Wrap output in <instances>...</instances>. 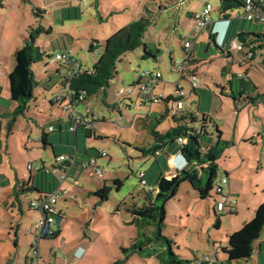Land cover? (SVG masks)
<instances>
[{
	"label": "rangeland",
	"instance_id": "1",
	"mask_svg": "<svg viewBox=\"0 0 264 264\" xmlns=\"http://www.w3.org/2000/svg\"><path fill=\"white\" fill-rule=\"evenodd\" d=\"M206 2L213 4V17L217 19L221 0H88L85 7L75 0H0V85L4 86L0 91V104L7 106L11 103L7 99V81L2 75L5 74V66L10 68V63L15 62L13 42L17 37L22 42V33L27 34L26 28L32 23H36L34 27L42 25L53 29L52 33H42L37 39L45 58L33 66L37 81L35 97L29 102V109L17 116L12 131H8L5 125L1 134L6 155L1 168L11 179L15 178L16 172L20 177L26 173L24 179L28 180V164L33 165V174L45 165L50 181L56 179L59 186L62 169L60 165L54 168L56 155L74 156L76 150L79 153L78 163L69 178L61 183L67 195L66 199H58L57 207L65 213V218L59 221L56 218L53 225V229L59 232L56 238L42 239L39 264L58 262L59 259L51 255V247H59L62 240L68 243L76 236L91 238L93 242V250L85 264H113L118 261L121 263L117 264H160L157 253L163 251L165 245L157 238L159 219L150 220L137 238L138 225L133 222L131 210L148 203L147 191L155 199V192L140 182V172L147 171L150 177L156 174L154 180L147 176L148 182L155 186L162 172L157 162L154 165L155 154L144 155L141 148L149 147L155 141L147 125L159 112L165 111L166 106L163 102L153 103L150 109V104H142L138 95L139 85L132 82L143 70L159 71L162 77L155 86V94L177 99L176 84L180 76L177 66L186 59L183 45L187 40H196L192 53L196 61L185 64V77L180 80L185 95L181 98L184 104L179 118L184 113L188 117L187 111L196 115V120L186 118L183 121L190 131L200 135L201 149L216 143L219 137L217 128L222 131L223 141L216 159L218 173L210 196L203 199L190 181L182 182L176 195L165 203L166 215L161 223V233L172 241L173 251L183 258L193 259L196 252L201 260L214 263L264 264V252L260 257L258 245L264 236V228L250 258L228 261L223 251L228 246V233L240 229L264 201V118L253 110L252 104L247 105V100L240 98L243 84L240 78L233 81L235 92H231L233 74L239 70L246 72L251 65L252 79L247 91L253 95L259 91L264 93L263 59L257 54L255 59L247 62L244 59L240 65L239 52L225 48L232 55L223 53L208 32L199 34L194 13ZM69 12L71 16H68ZM231 13L243 16L244 9L238 6ZM143 15L151 20L144 40L157 56H145L143 46L128 52L117 62V74L106 93L100 92L86 104L78 105L82 111L87 108L85 105H89L101 118L95 125V135L88 136L83 126L78 128L77 141L75 132L67 128L49 131V125L65 117L62 105L66 101L59 98L63 89L58 82L65 67L56 61L49 62L48 56L71 49L82 69L92 68L104 49L106 38ZM23 21H26L24 30ZM236 25L246 31H263V25L241 18L236 19ZM46 71L50 72L51 81L47 80L49 75ZM192 73L196 75L195 85L191 83ZM127 87L133 90L130 96L118 94ZM234 96L238 99L235 100ZM239 100L242 104L238 103ZM173 101L169 100V103ZM147 113H150L149 118H145ZM167 114L156 125L160 133L176 126L172 115ZM204 115L208 118L205 123ZM7 117H12L11 112ZM248 129L250 131L247 132ZM43 130L49 132L52 139L46 146L41 141ZM185 137L189 140V135ZM174 143L182 146L178 140L169 142V145ZM87 148L96 155L103 150L107 153V156L98 157V164L105 170L101 178L91 168H82V160L90 158L85 153ZM5 151L10 153V158ZM9 159L13 168H10ZM198 167L194 161L187 169ZM228 173L223 191L224 196L236 200L235 213L215 209L216 201L221 199L216 195V184ZM74 179L78 180L77 185L73 183ZM115 179L122 181L119 189ZM104 185L110 186L111 190L109 198L101 201L90 191ZM10 195L9 198L6 194L0 201V264H25L32 257L30 245L33 234L30 228L39 216L30 203L38 195L36 191H20L19 203L15 189L10 190ZM155 203L160 204L161 201L155 200ZM218 219L219 226L216 225ZM135 242L141 243L136 249L133 248ZM124 247L131 250L124 254Z\"/></svg>",
	"mask_w": 264,
	"mask_h": 264
},
{
	"label": "trees",
	"instance_id": "2",
	"mask_svg": "<svg viewBox=\"0 0 264 264\" xmlns=\"http://www.w3.org/2000/svg\"><path fill=\"white\" fill-rule=\"evenodd\" d=\"M243 4L244 0H221L219 14H223L225 18L230 19L229 31L227 33L225 43L227 44L230 39L237 37L238 40L244 42L248 50L251 45L255 47H263L264 33L246 30H241L237 34L235 33L236 18H234L231 12L233 8H236L238 6L243 7ZM257 4H259L260 7L264 9V1L258 2L257 0ZM150 25V18L146 15H143L113 32L106 38L104 42V49L99 58L94 62L92 68L82 69L81 63H79L76 58V63H79V67L77 69H74V64H61L65 67V70L72 69L75 71L73 76L67 82H64L65 87L71 94V101L73 104H75V100L78 96H83V101H87L92 96L100 92L106 93V89L109 87L112 79L117 74V62L128 52L135 51L137 48L143 46L145 56H157L148 48V44L144 40L145 34ZM34 26H31L28 29L24 44L15 51V66L14 69L9 73V99L15 104V106L11 111L12 117L8 118V121L6 123L8 131H12L13 124L16 121L17 116L24 114L29 109V102L35 97V87L37 85V81L33 66L35 63L42 61L45 58V52L37 44V39L42 33L50 34L53 31L52 27L45 28L42 25H38L36 27ZM210 36H213V34H210ZM91 48H95L93 44L91 45ZM220 50L223 53L229 54L230 56L232 55L231 51L229 50L226 51L224 50V48H220ZM237 52L241 54L244 60L245 54L242 51ZM51 57L52 55L48 56L49 62H51ZM250 60H246V62ZM224 69L225 67L223 68V70ZM236 73L237 74H233L231 82L233 84V81L238 78L243 81L239 94L241 95L240 98L242 99V101L247 100L248 103H253L257 99L264 98L263 92H257L256 95H253L252 92L248 93V83L252 78L248 77L246 72L241 71ZM142 80L143 77L136 78L132 82V84H140ZM61 82L63 83L62 76ZM231 90L233 94L235 91L232 88ZM171 98L165 99L163 102L166 106L165 111H161L160 113H158L153 121H151L147 125L150 132L153 134L155 141L149 147H142L141 151L144 155L148 153L158 154L170 147L169 142L178 140V137L181 135H189L188 144L182 145L180 147V152L186 158L187 164L194 163V161H196L199 167L198 169L196 168L194 170L183 168L171 178H167L166 176L161 174L157 184L158 191L157 193H155V199H152L149 196V191H147L149 198L148 203H145L140 208L132 209L131 212L134 215L133 222L138 225L137 238L140 237V235L143 233L145 225L149 224L150 220L159 219L160 227L158 228L157 238L161 239L165 245L164 250L157 253L160 264H188L192 259L183 258L176 254L173 251L172 241L161 233V223H163L166 215L165 203L176 195L180 184L184 181H190L193 187L198 191L201 198L204 199L210 196L211 190L213 188V183L218 173V164L216 163V159L221 153V142L223 140H221L222 131L217 128L219 137L216 143L206 145V147L204 146V149H201L202 144L200 141V135L196 131H190V128L187 125L177 124L165 133H160L158 130H156V125L159 124L161 120L168 115L167 113H169L166 103L169 102V100L173 99ZM234 99L237 100L238 96H234ZM51 103H53V101H51ZM172 117L176 122L178 121L179 117ZM207 119V116L204 115L203 122L205 123ZM192 120H196V117L192 116ZM54 125L56 129L58 128L61 131L64 130L63 128L65 125V128L68 129L69 122H63V120L60 119ZM79 127L80 126H78L77 130L74 131L75 134H77ZM1 129L2 120L0 119V134ZM85 129L88 136L92 134L95 135L94 128L85 127ZM48 135L49 132L45 130L42 131L41 141L44 146L49 144ZM89 150L90 148H88L85 153L90 155V157L96 156L95 153H90ZM58 156L59 155H56V158ZM66 163L67 165H69V161ZM58 165L59 163L57 162V164L54 165V168ZM47 171L48 169L45 168V165L38 168L37 173L31 176V180L34 181L31 182V184L25 180L18 181L14 188L17 194L16 198L19 199L20 191H36L45 195L56 190L58 187V183L56 182L57 180L54 179L50 181ZM4 181L5 180H3V182ZM114 183L117 185V189H119L122 185V181L120 179H115ZM110 190V186L104 185L96 189L92 193L97 195L101 201H105L109 198ZM155 200H159L161 201V203L156 204ZM144 222L146 223L144 224ZM219 224L220 219H218L216 225L219 226ZM263 228L264 201L255 208L253 217L250 220L245 221L240 229L228 233V246L223 248V251L228 257V261L250 258L254 252L255 243L261 237ZM58 234L59 232H55L49 237L56 238ZM139 244L141 243L135 242V246L133 248H138ZM130 250L131 249H128L126 247L122 248L124 254H127ZM194 256L195 257L193 259L197 257L196 252H194ZM221 262L226 264L224 261ZM117 263H121V261L113 264ZM25 264H29L28 259L26 260ZM203 264L208 263L203 262Z\"/></svg>",
	"mask_w": 264,
	"mask_h": 264
},
{
	"label": "built area",
	"instance_id": "3",
	"mask_svg": "<svg viewBox=\"0 0 264 264\" xmlns=\"http://www.w3.org/2000/svg\"><path fill=\"white\" fill-rule=\"evenodd\" d=\"M77 2H80L83 7H85L88 4V0H75ZM264 0H258V2H262ZM213 4L211 2H206L204 7L200 10H197L194 13V19L196 21V29L199 31V34L208 31L209 34H213L218 36V33L220 32L219 24L225 23L226 25L230 24V19H227L224 17L223 14H220L217 19H214L213 17ZM244 14L243 16L237 14L234 16V18L238 19L241 18L243 20H247L250 22L258 23L260 25H263V31L264 33V9L260 7L259 4H257V0H244L243 4ZM241 30L240 28H236L235 33H239ZM245 31V30H243ZM235 34V36H236ZM225 40L216 41V45L219 48H228L229 50H236V51H242L245 55L244 58L246 60L255 59L256 55L262 57L263 64H264V46H253L251 45L249 50L246 48V45L243 41H240L237 39V37L230 39L228 43H225ZM196 44V40H187L184 42V51L186 53V59L178 64V71L180 73L179 80L177 81L176 88L178 91V98L172 99L173 103L170 104L169 102L166 103L169 113L172 116L179 117L180 115V109L183 108L184 102L182 101V97L185 95L182 85L180 84V80L185 77V64L188 63L190 60L193 59V50L194 46ZM264 44V43H263ZM226 45V46H225ZM51 62H59L60 64H74V69H77L79 67V63H76L75 57L72 54V50H60L58 52H55L52 54ZM76 63V64H75ZM74 70L67 69L62 73V81L67 82L74 74ZM143 77V80L139 85L138 88V95L141 97L142 104H150L153 103H161L164 102L165 99L161 95L155 94V86L159 80H161L162 74L159 71L154 70H143L140 74H137V78ZM192 79L191 83L195 85V82L193 80L196 79V75L192 74L190 76ZM133 93V90L130 87H127V89H123L118 91V94L121 96H130V94ZM61 100H65L66 103L62 105V109L64 112H66V119L69 122L68 129L71 131H76L78 126H84L89 128H95L96 121H99V116L95 114L92 110V108L89 105L87 108H85V111L79 110L77 108L78 105H84L86 104V101H83V96H78L75 100V104L71 101V94L68 92L67 88L65 87L61 96L59 97ZM81 101V102H80ZM56 129L55 125H49L48 130L54 131ZM178 142L182 145L188 144L189 140L187 137L181 135L178 137ZM181 156L183 154L179 153ZM101 156H107L106 151H101L96 156H91L87 160H82L81 165L82 168L88 169L91 168L96 175L101 178L103 174L105 173V170L103 167H101L98 164V157ZM57 162L60 165V168L62 169L61 173V183L63 181H66L69 176L71 170L76 166L78 163V157L73 156H67L65 154L59 155L56 158ZM69 161V165H67L66 162ZM29 170L32 169V165L28 164ZM145 173L140 172V182L143 185H148V189L150 191H154L157 193L158 188L157 186H154L147 182L144 178ZM228 182V176H223L220 181L216 184V195L221 196V199L216 201L215 209L220 210L221 212H228V213H235L237 211V202L235 199H231L229 197L224 196V185ZM60 185L57 187L56 190H54L52 193H47L45 195H42L41 197L34 199L30 203V207L37 211L38 218L35 221V224L33 227L30 228V231L33 234V239L31 241L30 249L32 257L28 258L29 264H39L40 261V248H41V241L42 239L49 237L50 235L54 234L56 231L53 229V225L56 223V218H58V221L64 218L65 213L60 210L57 207L58 199L62 197H66L67 191L63 190L62 186ZM75 185L78 184V180L74 179L73 182ZM51 255L54 257L56 256V250L51 248ZM203 262H207L208 264H224L221 261H217V263H214L212 261L208 260H201L198 256L195 259H192L188 264H203Z\"/></svg>",
	"mask_w": 264,
	"mask_h": 264
},
{
	"label": "crops",
	"instance_id": "4",
	"mask_svg": "<svg viewBox=\"0 0 264 264\" xmlns=\"http://www.w3.org/2000/svg\"><path fill=\"white\" fill-rule=\"evenodd\" d=\"M2 6H3V3L1 4V7ZM63 9H65V8H63ZM71 15L72 14L69 12V15L68 16H71ZM25 17H27V16H25ZM25 22L26 21H23L22 27H23V25H24ZM34 25H36V23H32V24L28 25V27L26 28V33H27L28 29L31 26H34ZM224 26H225V23L219 24V28L221 30L223 29ZM235 26H236L235 27V31H236V28L238 29V26L236 25V23H235ZM24 27H23V30H24ZM230 27H231V25H230ZM240 29H243V28H240ZM206 32H208V31H206ZM22 34H23L22 36L24 37V39L22 40V42H21L20 38L17 37V39L12 44V50H13V53L12 54H13V56H14L15 51L24 44L25 37L27 36V34H25V33H22ZM210 38L212 39V41L214 42V44H216V41L219 40L216 35L210 36ZM14 59H15V57H14ZM240 59L241 60H239V64L242 65L243 57L241 56V54H240ZM194 61H196V60H195V58L193 56V59L191 61H189L188 63L194 62ZM10 66H11L10 68H8V66H5L6 67L5 68V74L2 75L3 77L6 78V81H7L6 82V88L8 90H9V73L14 69L15 62H13V63L11 62L10 63ZM239 72H241V71L239 70ZM250 72H251V67L248 66L246 68V73H247L248 77L251 78ZM47 73H48V75L50 74L49 71H46V74ZM61 74L62 73L59 74L60 76H59L58 82L61 85L62 89L64 90L65 84H64V82L63 83L61 82ZM192 74H195V73H192ZM135 77L137 78V75ZM47 80L48 81H51L52 80L51 75L48 76V79ZM0 87H1V89L4 88V86H2V85H0ZM223 87L225 88V86H223ZM231 88L234 89L233 84L231 85ZM222 91H224V89H222ZM225 92H226V94H228L227 91H225ZM259 92L261 93V91H259ZM9 94H10V90L8 91V94L7 95H9ZM0 96H1V94H0ZM7 99H9V98L7 97ZM238 103L239 104H242V101L239 100ZM248 104H252L253 105L252 106L253 110L256 113H258L259 116H262V118H264V98L257 99L255 102H253V103H247V105ZM14 106H15V104L12 101L7 106L0 104V119L2 120L1 134L5 131V129H4L5 128V125H6L5 123L7 122L6 121V118L8 120L7 114L12 111V109L14 108ZM79 107H80V105H79ZM77 108H78V106H77ZM149 108L151 109V105L149 106ZM150 109H149V111H150ZM64 113H65V117H62L61 120H63V122H66L67 121V119H66V112H64ZM186 113L188 114V117L184 113L181 118H178V121L176 122V125L177 124L186 125L183 120H186V118L192 119V116H195L196 117V115H192L190 111H187ZM149 116H150V113L145 114V118H148ZM100 120H101V118L99 117V121ZM97 122L98 121H96V123ZM65 126H64L63 129H65ZM61 131H63V130H61ZM248 131H250V129H248L247 132ZM1 134H0V201L2 199H4V197H6V194L10 198L11 197L10 190H12V188L13 189L15 188V185L17 184L18 181H22V180L24 181L25 180L24 177L26 176V173H24V176L23 177H20V175L15 172V178L11 179V177L9 175H5L6 172L1 168L2 167V164L4 163V158L6 157V155L3 153L4 143L2 141ZM77 134H78V132H77ZM77 134H75L76 141H77ZM41 135H42V133H41ZM253 136L254 135H252L251 137H253ZM222 137H223V135H222ZM248 138H250V137H248ZM48 140H49V142L52 140L50 135H48ZM211 144H213V143H211ZM75 145H76V147H78L77 143ZM8 150H10V148ZM89 152L91 153L90 150H89ZM5 153L10 158V153L8 151H5ZM179 153H180V147H178L176 144L175 145H170V147H168L165 151H161L160 153H158V154L156 153L155 154L156 157H155L154 165L157 162L158 165L160 166V170L162 172L161 174H163L167 178H171L172 176H174L181 169H183V168H186L187 169L188 167H190V165H192V163H190V164H187L186 163V165H185V161H184V159L182 158V156ZM62 154H64V153H59V155H62ZM78 154H79L78 153V150H76L73 157L78 156ZM9 160H10V163H11L10 168H13L12 167V161H11V159H9ZM27 167H28V165H27ZM32 168H33V165H32ZM29 172H30L29 179L28 180H25V181H28L31 184V182H34V181L31 180V176L33 175L32 169L29 170ZM141 172H144L145 173V175H144L145 180H147V176L150 177V173L147 174V171L146 172L145 171H141ZM227 175H229V173ZM150 178H152V180H154L156 178V174H155V177L153 176V177H150ZM3 180H5V181L3 182ZM148 180H147V182H148ZM158 180H159V178L157 177L156 186L158 184ZM92 192H94V191H90V193H92ZM37 195H38L37 198H39L43 194L37 192ZM63 198L66 199V197H63ZM17 200H18L17 202L19 203V199H17ZM14 204H16V203L14 202ZM64 218H65V216H64ZM258 245H259V253H260L259 256H260L264 252V236L260 240V242H259ZM93 247L94 246H93L92 239L91 238H89V239L88 238H84V236H76L73 239H71L68 243L65 242L64 240H62V243H61V245L59 247H55V246L51 247V248H53V249L56 250V254L57 255L54 256V257L56 259H59L58 262H55V263L49 262V264H85V262L88 261L89 255H90L91 251L93 250ZM40 257H42L41 256V253H40Z\"/></svg>",
	"mask_w": 264,
	"mask_h": 264
},
{
	"label": "clouds",
	"instance_id": "5",
	"mask_svg": "<svg viewBox=\"0 0 264 264\" xmlns=\"http://www.w3.org/2000/svg\"><path fill=\"white\" fill-rule=\"evenodd\" d=\"M226 26H227L226 28L224 26L222 30L220 29V32L218 33V36H217V38L219 40H217V41H221V40H225L226 39L227 33L229 31V25H226ZM182 158L184 159L185 165H186V163H187L186 158L184 156H182Z\"/></svg>",
	"mask_w": 264,
	"mask_h": 264
}]
</instances>
